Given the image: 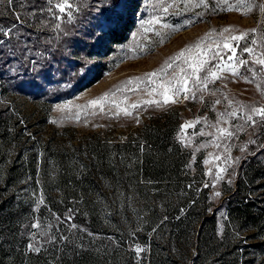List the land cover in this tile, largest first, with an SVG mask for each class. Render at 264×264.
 <instances>
[{
    "label": "rangeland",
    "instance_id": "374dc122",
    "mask_svg": "<svg viewBox=\"0 0 264 264\" xmlns=\"http://www.w3.org/2000/svg\"><path fill=\"white\" fill-rule=\"evenodd\" d=\"M69 2L73 4L70 19L65 16L62 20H55L48 12L33 17L30 15L31 8L22 9L19 6L18 9L24 10L23 14L20 12V17L31 28L29 30L43 34L48 40L62 33L61 26L56 29L55 24H69L77 19L82 22L74 29H81L77 32L78 38L90 40L87 28L94 30L97 28L95 12L97 0ZM177 2L179 3V0ZM195 2L198 3V0ZM250 2L251 0H228V4L234 6L232 11L221 10L226 9L228 4L221 3L217 7L215 0H208L211 6L208 10L203 6L195 7L194 4L186 6L179 3L183 11L166 18L168 24L178 25L179 28L173 32L170 28L163 29L157 26L163 34L161 42V37L153 32L144 33L140 26L141 13L145 19L153 12L162 15L159 0H152L155 7L149 6L147 12L141 0H120L117 11L121 18L117 29L127 30V41L108 48L109 42L105 41L107 37H104L97 28L99 36L102 35L104 47L91 59H84L82 52L78 55L77 52L70 50V46L62 48V51L68 54V58L77 55L76 60L82 63L77 68H67L66 64H62V69L64 67L67 69L66 72L79 77L76 83L66 80L58 85L54 83L35 85L32 72L23 74L20 79L14 81L16 73L12 69L19 68V64L13 61L7 65L5 70L12 80L8 81L7 77L6 81L1 79L0 112L9 108L11 115H7V120L3 117L1 120L3 128L7 129V135L6 140L0 139L4 143L0 150V164L16 168L23 166L24 171L16 173L19 183L13 194L9 195L12 196L9 199L12 205L5 210L4 221L7 224H20L21 229L26 224H32L33 217L39 218L41 228H32L29 233L35 232L37 234L35 243L43 247L39 253L26 250L27 256L34 255L41 260L51 261L64 247L65 241L60 240L61 234L73 236L78 240L86 238L81 227L78 225L72 227L57 212L69 216L80 211L95 210L105 217L120 211L122 214L114 223L101 217L105 224L99 225L106 226L112 232L114 252L112 255H103L101 263L98 264H149L150 248H143L144 251L139 253L135 249L138 246L136 241L141 238L139 233L149 231L148 227L151 224L147 221L152 205L145 204L139 197L120 186H107L101 182L102 173L99 170L100 164L96 161V153L100 152L99 148L105 142L113 145L128 139H136L144 124L168 113L180 114L179 139L194 157H202L206 175L204 186L209 187V196L215 204L221 202L225 188L233 187L242 169L247 167L252 158L257 156L259 158L260 152L264 151V126L248 127L246 131L238 133L230 140L217 141L221 146L216 147L212 141L219 134L215 128L208 125L215 124L220 118V113L229 110L225 97L245 104L264 106V96H261L255 83H246L244 79L234 77L228 72L218 73L223 78L209 84L206 90L196 91L195 98L189 96L185 99L183 93L173 95L170 92L171 100L164 104V96L159 92L149 96L143 90V85L136 87L137 82L134 81L132 85H128L129 91L118 92L116 97L111 98L116 99L122 107H128L129 111L133 112L132 116H125L122 113L118 116L113 115L112 113L118 110L109 102L93 107L89 105V101L120 88L130 78H143L146 73L156 72L171 57L187 46L197 43L213 30L216 33L224 28L235 30L225 35H239L240 32L247 31L248 39L255 38L259 44L261 37H264V14L257 7L248 12L247 5ZM256 3H264V0H256ZM39 4L41 7L36 8L46 7V3ZM172 11L170 9V12ZM197 13L203 14L198 16ZM188 19L194 23L185 27L184 22ZM252 29H256L257 32L252 33L250 31ZM25 35L27 36L23 38L25 40L35 38L31 32H25ZM94 37L96 39V36ZM33 43L30 41V47L33 58L37 59ZM240 46L243 47V43ZM49 53L46 54V58H51ZM226 54L231 55L230 52ZM237 55L250 59L248 54H242L239 50ZM239 71L241 75L247 74L244 67ZM81 79H84L83 87H79L77 83ZM124 96H127V99H124ZM45 99H48L47 103L44 102ZM150 99L160 101V106H144L141 103ZM218 99L220 103L216 104L215 101ZM134 103L140 107L132 109L131 105ZM57 105L64 107L58 109ZM102 106L103 112L99 110ZM189 122L196 123L183 127ZM230 123L235 124L237 121L232 120ZM220 127L228 128L229 123H221ZM250 140H255L256 143H249ZM9 142L12 143L9 145ZM108 154L115 159L117 150L111 147ZM205 160L208 163H204ZM221 168L225 171L220 172ZM257 184L263 185L264 179L258 180ZM7 193L4 192L2 195L5 197ZM256 196L258 202L262 201L261 204L264 205V186L256 190ZM69 209L72 210L71 213ZM54 216H59L60 220H55ZM226 220V211L221 208L218 213L220 236L225 234ZM48 223L53 225L49 236L55 233L57 237L54 242L40 234L43 226ZM261 227L260 230L241 231L230 228L226 232L224 244L218 250L214 249L215 253L209 262L219 264L221 259L223 262L237 260L239 264H264V226ZM106 243L107 241L94 240L90 247L104 249ZM127 243H134L131 257L127 253H122ZM168 251L169 249L162 250L165 258L169 257L167 264H177L175 260L179 259V252L175 249L170 253Z\"/></svg>",
    "mask_w": 264,
    "mask_h": 264
},
{
    "label": "trees",
    "instance_id": "16d2710c",
    "mask_svg": "<svg viewBox=\"0 0 264 264\" xmlns=\"http://www.w3.org/2000/svg\"><path fill=\"white\" fill-rule=\"evenodd\" d=\"M22 3L28 6L22 9H28L30 6L41 7L39 3L43 4L45 0H14L12 10L8 8L6 0H0V27L6 28L16 24L14 12L23 14L24 10L18 9ZM81 24L80 19L62 24V33L49 40L44 38L43 34L29 30L31 28L25 22L23 25H17L23 33L22 38L27 37L25 32L33 34L35 38H29L34 42L33 51L41 54L36 57L43 70L34 78L35 85H58L66 80L76 83L79 79L78 76L66 72V68L62 69V66L66 64L67 68H77L82 63L76 60L77 55L68 58L62 48L70 46V50L78 55L82 52L84 59H91L102 50L104 41L103 38L98 39L102 35L99 36L97 28H87L90 40L78 38L77 32L81 29H74ZM117 26L118 23L107 25L101 31V34L107 37L105 41L109 42L108 48L123 44L128 39L127 30H118ZM12 43L15 44V40ZM52 50L54 51L49 53ZM48 53L51 58H46ZM7 59L8 57L0 60V84L1 79L6 81V77L8 81L12 80L5 70ZM21 71L23 72V69ZM18 79L20 78H13L14 81ZM83 81L84 79H81L77 82L79 87H83ZM44 102L47 103L48 99ZM7 115H11L9 108L0 112V139H5L7 135V129L3 128L1 123L2 117L7 120ZM180 127V114L161 115L144 124L136 139L113 145L105 142L99 148L100 152L96 153V161L100 164L99 170L102 173L101 182L107 186H120L139 197L145 204L152 205L147 221L151 224L149 231L139 233L141 238L136 241L140 248H150L149 264H167L169 257L165 258L162 252L164 249H169V253L172 249L179 252V259L175 260L177 264H211L209 259L215 253L214 249L218 250L224 244L226 232L230 228L240 231L260 230L261 226H264V205L261 204L262 201L258 202L256 196V190L264 186L257 184L258 180L264 179V151L260 152L259 158L257 156L250 160L247 167L242 169L235 185L225 188L221 202L215 204L209 196V187L204 186L206 175L202 157H194L182 144L179 139ZM11 143L9 142V145ZM2 144L3 140H0V150ZM111 147L117 150L115 159L108 154ZM23 171V166L16 168L0 164V264H98L101 263L103 255H112V232L99 224H105L103 219L114 223L122 213L116 211L103 217L97 211L89 210L73 213L71 220H66L71 225L81 227L86 235L85 239L78 240L68 236L63 249L49 260L50 262L41 260L38 256H27L25 251L29 242V231L32 230L31 224H26L20 229V224H7L4 221L5 210L12 205L9 200L12 196L9 195L13 194L19 183L16 173ZM4 192H8L5 197L2 195ZM221 208L225 209L227 215L225 234L222 236L218 233V213ZM57 213L61 217H68L63 212ZM94 240L107 241L105 248L97 250L90 247ZM125 247L122 253L131 257L134 243H127ZM219 261V264H239L237 260Z\"/></svg>",
    "mask_w": 264,
    "mask_h": 264
},
{
    "label": "snow or ice",
    "instance_id": "6c2138e0",
    "mask_svg": "<svg viewBox=\"0 0 264 264\" xmlns=\"http://www.w3.org/2000/svg\"><path fill=\"white\" fill-rule=\"evenodd\" d=\"M144 5L145 12H147L148 7L152 6V0H141ZM217 7L221 3L228 4V0H215ZM45 8H36L35 6L31 7L30 15L35 17L36 15L43 14L48 12L51 14L52 18L55 20H62L65 18L72 17L73 4L69 0H45ZM179 3H184L186 6L189 4H194L195 7H201L205 10H208L211 6L208 3V0H198V3L195 0H179ZM179 3L177 0H159L161 6L162 15L156 14L155 12L148 14V18H144V14L141 13L140 26L144 33L153 32L155 35L161 37V42H163V34L159 28L171 29L173 32L177 31L179 26L174 24L167 23V16L180 14L182 9H180ZM6 4L10 10L14 4V0H6ZM21 8L28 7L25 4L20 5ZM120 7V0H97L95 6L96 12V27L101 31L104 29L105 25L111 26L112 24H117L121 18L120 13L117 9ZM254 7H257L259 11L264 14V3H256V0H251L247 5V11L251 12ZM55 9V10H54ZM170 9L173 11L170 12ZM213 11L215 8L212 9ZM226 11L234 10V6L228 4L226 9H221ZM139 11V10H138ZM203 13H197V15H202ZM16 15V24L9 27H0V60H5V63L11 64L13 61L19 64V68L12 69L16 73L14 78H19L23 74L28 72L33 73V77L36 78L40 75V72L43 70V66L40 62L33 58V53L30 47V41L23 39V33L19 31L17 25H23L24 21L21 20L20 13L14 12ZM194 21L188 19L184 22V26L193 24ZM159 26V28H157ZM56 29L60 28L59 24H55ZM235 30L230 28H224L219 33L213 32L207 34L200 41L193 45H189L175 56L171 57L165 64L156 72L146 73L143 78L135 77L130 78L128 81L117 89L109 93L103 94L101 97H98L92 101H89L90 106L103 105L104 102H109L114 106L118 111H114L112 114L115 116L120 115L121 113L125 116H132L133 112L129 111L128 107H122L116 99H111L116 97L118 92H127L129 91L128 85H132L135 82L136 87L143 85V90L147 92L149 96H152L153 93L159 92L160 95L164 96V104H167L171 100L169 93L173 95L184 94V98L188 99L189 96L195 98L196 91H203L208 88L209 84L215 83L217 80H221L222 73L228 72L234 77H240L244 79L246 83H255L257 89L260 91L261 96H264V37H261L258 44L257 39H248L249 32L244 31L240 32L239 35L225 33H232ZM252 33H256V29L250 30ZM215 34V38H213ZM102 37H98L100 39ZM15 40V44H13ZM243 43V47H241ZM235 45V46H234ZM237 50L242 54H248L250 59H245L242 56L237 55ZM230 52L231 55L226 53ZM19 53V55L17 54ZM39 56L40 53H35ZM207 58H204V57ZM259 67H256V66ZM244 67L246 70V75H241L239 69ZM23 69V72H21ZM172 69L170 72L169 70ZM178 69V71L176 70ZM202 73V75H201ZM221 73V74H218ZM153 77H158V79H153ZM259 78V81H258ZM189 81H191V87H189ZM124 99H127V96H124ZM228 105V109L223 113H220V118L215 124L208 125L209 127L215 128L216 132L219 134L212 141L216 147L221 145L217 143L219 140H230L238 133L246 131L248 127H257L264 126V106H257L256 104H245L241 101H233L225 97ZM144 106L156 105L160 106V101L155 99L144 100L141 102ZM216 104L220 103V100L215 101ZM58 109H62L61 105L56 106ZM140 107L139 104H132V109H137ZM101 112L104 111L103 106L99 109ZM78 119V117H77ZM236 120L237 123L231 124L230 121ZM198 122V121H196ZM196 122H189V124L184 125L183 127H188L194 125ZM207 124V121H205ZM221 123H229V127H220ZM208 135H213V133H208ZM249 143H256L255 140H250ZM227 150V148H225ZM219 159V157H217ZM204 163H208L207 160ZM225 169L221 168L220 172H224ZM222 178V177H221ZM230 182V181H229ZM207 186V185H205ZM191 187V185H189ZM220 195V193H217ZM42 202V201H41ZM71 209L69 212L71 213ZM71 215L65 217V220H71ZM54 219L59 221V216H54ZM166 219V217H165ZM33 223L31 224L32 228H41L39 218L33 217ZM76 227V225H71ZM53 225L48 223L43 226L41 229V235L48 237L49 241L54 242L56 240V234L52 233L49 236V232L52 229ZM155 230V229H154ZM86 231V230H85ZM36 233L31 232L29 234V242L26 245V250L33 253H39L41 251L42 245L37 246ZM91 235V233H89ZM67 236L63 234L60 235L61 241H66ZM135 251L137 253L144 251V249L139 246L136 247Z\"/></svg>",
    "mask_w": 264,
    "mask_h": 264
}]
</instances>
